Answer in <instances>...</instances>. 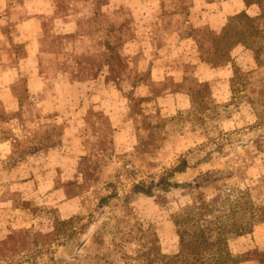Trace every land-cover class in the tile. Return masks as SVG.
<instances>
[{
  "label": "rangeland",
  "instance_id": "rangeland-1",
  "mask_svg": "<svg viewBox=\"0 0 264 264\" xmlns=\"http://www.w3.org/2000/svg\"><path fill=\"white\" fill-rule=\"evenodd\" d=\"M222 1L123 0L117 9H109L103 7L107 0H92V45L101 48V54L66 57L72 62L53 73L42 70V57L40 73L47 84L59 78V72L70 73L69 78L79 83L99 79L108 64L106 81L118 76V86L126 80L131 86L137 82L143 86L119 87L123 110L118 114L104 100L105 91L95 87L101 104L89 110L87 119L77 120L73 138L62 131L69 127L67 122L59 126L55 117L74 112L82 88L72 94L75 105L38 106L35 96L26 92L23 78L17 81L14 72L5 74L6 69L18 67L22 51L9 39L11 23L3 25L5 17L0 14V77L13 103H5L0 84V264H139L143 260L155 264L146 251L164 256L179 253L175 216L191 205L192 194L211 198L226 186L264 183V33L250 32L254 27L264 30L260 17L264 1L248 5L254 7L252 11L228 17L243 14L254 20L246 28L249 39L234 41L211 60L213 47L223 43L228 19L219 32L195 19L202 5L212 7ZM147 33L165 54L184 40L193 41V55L177 60L184 75L166 73L160 81L162 76L157 74L153 81L138 64L141 56L134 60V70L129 67L131 57L126 51L131 40L138 36L146 41ZM76 40L73 46L83 51V39ZM59 43L57 39L55 46ZM121 46L124 56L117 55ZM240 47L251 62H234L231 53ZM185 60L187 66L180 68ZM162 61L157 64L160 71L165 68ZM85 63L91 69L86 70ZM201 64L210 68L232 64L226 86L199 82V72L194 70ZM180 77L181 81L175 80ZM55 144L62 145L57 147L59 153L70 154L74 178L62 182L46 176L42 182L43 156L36 152ZM21 164L26 167L15 176ZM178 165L186 169L173 173ZM45 172L49 175L53 170ZM135 185L151 186L152 196L135 194ZM261 192L255 193L260 200ZM262 225L228 242L233 264L256 263L264 254Z\"/></svg>",
  "mask_w": 264,
  "mask_h": 264
},
{
  "label": "crops",
  "instance_id": "crops-1",
  "mask_svg": "<svg viewBox=\"0 0 264 264\" xmlns=\"http://www.w3.org/2000/svg\"><path fill=\"white\" fill-rule=\"evenodd\" d=\"M91 1L92 0H0V14L5 17L3 25H9V23L12 24L9 26V39H11L15 45H20L22 51V54L20 56L18 54L17 56L18 67L14 70L6 69L5 74L11 75L14 72L17 81H19L20 78H23L25 80V88L27 89L26 92L30 96H35L36 102L38 103L37 105L40 107H44L47 104H55L56 107H59L65 102L75 105L77 98L72 94L78 88H82V98L79 99V104L76 103L75 105L77 106V110H74L76 109L74 106L72 108L74 112H71L70 116L60 114L55 117L59 126L61 124H66L67 122L69 127L67 126V130L63 128L62 131L63 133L65 131V136H69L70 138H73L74 136L73 130L75 129L74 126L77 120L87 119L90 114L89 110L91 108L97 109L98 104H101V97L99 98L100 94L97 95V90H93L95 87L99 88L100 86V88L105 91L106 95L103 97L104 100H108L109 104H111L110 107L116 108L114 112L118 114L123 110V107L121 106L123 97L119 96V93H121L119 87L129 83V80H126L124 83L121 82L122 84L118 86V76L115 80L111 79L110 81H106V76L110 74V67L108 64L104 66L105 74L100 76L99 79H85L79 83L69 78L70 73H65V76H61L64 73L59 72V78H53L52 82L47 84L45 74L40 73L39 61L42 57V66L44 65L42 70L52 71L53 73L58 69L62 70V67L69 65L72 62L71 58L67 60L68 58L66 57H77V55L80 56L81 54H84L85 57L92 55L96 57V54H101L103 50L101 48L96 50L92 45L95 27L93 25L94 22L91 20V12L89 11V6H93L90 4ZM122 2L123 0H107V3L103 7L117 9ZM58 6L60 9H63V7L67 9L65 12H59ZM214 6L210 7L209 5H202L201 7H203V11L200 13L197 12L195 20L199 21L201 24H207L216 32L221 31L229 16L237 14L243 10L249 12L254 8L252 6L247 7L242 0H223L219 4L217 3V5L214 4ZM256 15H258V12L255 13L254 16ZM82 29L86 34H81L83 32ZM147 30L149 31L150 29ZM149 35L150 34L147 33L146 41L145 39L141 40L138 36L131 40L129 44V48L131 49L126 51V54L131 57L129 67H133L134 70V65L137 62L134 60L141 56L142 58L139 60L138 64L142 69H146L149 79L151 78L153 81H156L157 74H161L162 76L160 81L165 80L166 73L168 76L172 77L175 75H184V72L181 73L178 71L177 60L180 61L193 55L195 52V46L192 45L193 41H189V39L184 40L179 43L180 47L175 45V51H173L172 48L169 52L166 51L167 53L165 54V52H160L156 49L154 40H152ZM77 38L83 39L85 43L83 51L73 46V44L76 43ZM102 38L101 35L100 39L102 40ZM57 39L61 41L59 47L55 46ZM86 44L88 46L87 48ZM141 44L142 46L145 44L148 46L145 49L144 46L140 47ZM63 45L66 47L63 48ZM103 49H105L104 46ZM124 52V46L117 49V55L124 56ZM155 52L158 53V56H156ZM231 54L234 62L245 60L247 61L246 63H249L251 62L249 60H252L249 53L242 47L233 50ZM173 56H177L175 63L172 62ZM160 61H162L161 65L165 67L162 68V71H160L161 69L157 65L158 63L160 64ZM187 62V60L183 61L182 63L184 64L180 66V68L186 67L187 65L185 66V64H187ZM172 65L174 66V71L172 70ZM231 65L232 64H228L225 68H210L208 65L201 64L195 68L194 71L199 72V82H207L209 84L214 83L216 86H226L227 80L231 76ZM84 67L86 70L91 69L89 64L86 63ZM0 80L3 82H0L3 89L5 85L8 86L7 83H5V79L3 80L0 77ZM6 80L8 81V77ZM133 80L134 79H132V81ZM175 80L179 82L182 79L180 77L175 78ZM131 85L132 84H128L127 86L133 87V89L136 88L137 90L143 86V84H139V82L135 83L133 86ZM113 88L116 89L115 95L112 91ZM49 89H53L52 92ZM1 94L3 95L6 104H13L11 103V97L6 89H4ZM63 94H65V97ZM179 96L180 95L177 97ZM118 105L122 108H118ZM63 133L61 135H63ZM69 143L72 144V140H70ZM61 146L62 145L60 144H55L54 146H50L51 148H43L36 152L37 155L41 154L43 156H41L43 171L39 175L42 182H46V176H52V181L61 180L62 182L74 178V162L70 163V154L59 153L57 147ZM24 167L26 166L21 164V166L18 167L15 176L19 175L20 170ZM51 169L53 172L48 175L45 171H51ZM24 181L30 183L33 180L25 179ZM249 263L256 264L254 262Z\"/></svg>",
  "mask_w": 264,
  "mask_h": 264
},
{
  "label": "trees",
  "instance_id": "trees-1",
  "mask_svg": "<svg viewBox=\"0 0 264 264\" xmlns=\"http://www.w3.org/2000/svg\"><path fill=\"white\" fill-rule=\"evenodd\" d=\"M242 1L246 6L260 2ZM260 17L264 18V12ZM253 23L252 18L243 17V14L230 17L223 29V43L213 47L210 59L216 60L218 52L234 41L245 43L249 39L246 28ZM250 32L262 34L264 30L254 27ZM185 169L186 166L178 165L172 172L181 173ZM162 180L165 181V178L162 177ZM259 190L262 191L261 200L255 196ZM218 192L211 198L192 194L191 205L176 214L175 225L179 237L177 255L164 256L154 250L145 254H152L155 264H233L228 242L235 237L251 234L256 227L264 225V183L251 182L244 187L230 185ZM134 193L151 197L152 187L135 185ZM141 257H145L143 253ZM255 261L256 264H264V254ZM139 264H145V261Z\"/></svg>",
  "mask_w": 264,
  "mask_h": 264
}]
</instances>
